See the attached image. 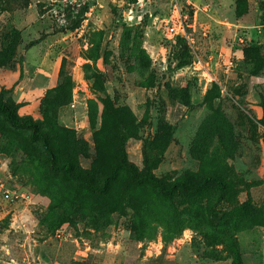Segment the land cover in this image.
<instances>
[{
	"label": "rangeland",
	"instance_id": "374dc122",
	"mask_svg": "<svg viewBox=\"0 0 264 264\" xmlns=\"http://www.w3.org/2000/svg\"><path fill=\"white\" fill-rule=\"evenodd\" d=\"M19 1L0 15V95L57 131L61 156L100 178L131 124L140 168L146 147L157 176L228 180L219 209L252 201L213 225L214 185L164 197L122 173L90 192L0 113V264H264V0ZM80 4L86 19L66 29ZM64 58L73 86L56 91Z\"/></svg>",
	"mask_w": 264,
	"mask_h": 264
},
{
	"label": "trees",
	"instance_id": "16d2710c",
	"mask_svg": "<svg viewBox=\"0 0 264 264\" xmlns=\"http://www.w3.org/2000/svg\"><path fill=\"white\" fill-rule=\"evenodd\" d=\"M13 1L12 5L11 2ZM137 2V0H132ZM19 0H0V15L3 11L7 10L14 12V9L19 4ZM30 0H23L20 4L21 7H27ZM89 11L87 4L68 5L65 9V19L67 21L66 29L74 30L78 28L86 19V14ZM177 43L181 49H187L188 39L182 35L177 36ZM182 57V55H181ZM66 58L63 60L61 69V82L56 91H62L65 88L71 89L73 80L70 75L65 73ZM23 103H15L4 101L0 95V113L6 120L14 127H28L31 129V135L34 139H41L45 145L50 157V167L53 170H58L64 173L67 177L74 179L78 184L89 190L90 192L105 194L108 193L120 174H126L128 180L136 185L149 184L156 188L158 192L164 197H173L181 195L183 197H195L202 193L210 185H214L218 190L213 203L209 206V213L212 216L211 224L216 225L223 218H231L236 212L246 210L251 204L252 197L246 202L237 205L229 210L219 209V204L226 199L230 190L229 181L223 178L217 172H209L200 175L196 179H192L188 173L184 172L170 180L157 176L153 171V166L157 156L152 158L148 157L147 148L145 147L144 166L140 168L137 164L129 158L128 141L135 136L134 127L130 124L124 129H118L115 137L118 140V148L116 153L109 160L106 168L103 170L101 177L97 178L90 170H83L77 165V160L73 153L62 154V145L60 134L52 127H42L39 121L33 120L31 117H21L17 114V109ZM263 107V117L261 123L264 125V100L261 102ZM264 138V132H263ZM264 180L258 181L255 184H261Z\"/></svg>",
	"mask_w": 264,
	"mask_h": 264
},
{
	"label": "built area",
	"instance_id": "2783aa9c",
	"mask_svg": "<svg viewBox=\"0 0 264 264\" xmlns=\"http://www.w3.org/2000/svg\"><path fill=\"white\" fill-rule=\"evenodd\" d=\"M171 1L176 3V4H179V3L183 2L184 0H171ZM1 186H3V185L1 184ZM6 197L10 198L11 200H14V201H19L22 199L28 200L30 198L29 194L26 192H23V191L19 192L16 190H9V189H6Z\"/></svg>",
	"mask_w": 264,
	"mask_h": 264
}]
</instances>
